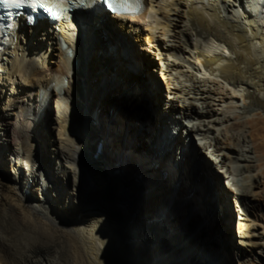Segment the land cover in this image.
I'll use <instances>...</instances> for the list:
<instances>
[{"label": "bare ground", "instance_id": "bare-ground-1", "mask_svg": "<svg viewBox=\"0 0 264 264\" xmlns=\"http://www.w3.org/2000/svg\"><path fill=\"white\" fill-rule=\"evenodd\" d=\"M99 1L56 30L17 28L0 79V264H172L159 240L180 241V218L217 235L207 257L264 264V0H143L139 16Z\"/></svg>", "mask_w": 264, "mask_h": 264}, {"label": "rangeland", "instance_id": "rangeland-1", "mask_svg": "<svg viewBox=\"0 0 264 264\" xmlns=\"http://www.w3.org/2000/svg\"><path fill=\"white\" fill-rule=\"evenodd\" d=\"M104 38L106 39L105 34H104ZM104 46H105L106 51H104L105 52L104 55L102 53L103 58L108 63L109 67L112 68L113 66H115V63L117 64V58L115 57V54L113 53V51H111L109 49V43L108 42H107V44L105 43V45H103V47ZM137 48H139V47H137ZM139 51L142 52V53H145V52L150 53V51H148L146 49H140ZM152 69H153V73H154L155 78L160 83H162V80H161V78L159 76V73H158V61L155 60V64L153 65V68ZM163 95L165 96V94H163ZM101 96L102 95L99 93V97H101ZM164 100H167V97L166 98L164 97ZM118 105H119V103L116 100H110V101H108V105L107 106H108V108L111 111L112 109L114 110L115 107H118ZM137 107L138 106H136V108ZM110 111H109V114H110ZM141 133H142V130L140 131V134ZM107 169L109 170V172H113L115 170V169H112V168H107ZM2 173H3V175L5 177H7L9 179V175L6 172L2 171ZM125 181L127 182L126 179H125ZM133 186H135V185H133ZM134 190L137 193L139 192L138 189H134ZM204 200L207 202L208 198L206 197ZM128 202H129V204H128L129 206L128 207L127 206H125V207L123 206V211H124L123 214L125 212H127L129 214L130 213V210H131V207L134 204V202L131 201V199H128ZM210 203L213 204L214 202L212 201ZM246 208L249 209L251 212L254 213V211L250 207H246ZM242 209H244V208L241 207L240 211H243ZM251 212L249 214L252 217H248L247 218L248 220L246 221V223L247 224H250L249 230L250 229L253 230L252 232L254 233V238H255L256 242L259 243L260 242L259 233H261L262 231L259 228V226L256 229L253 227V226H255V224L253 222L254 219H253V214ZM241 216L244 217L243 215H241ZM184 222L186 224H184ZM179 223L180 224L178 225V227H179V229L181 231L180 233L182 235L180 234L181 238H180V241L177 244H175L173 246L172 243H170L169 239L167 240L166 243H162L159 240V247L162 248V251H163V247H165V245H166L167 247L170 248V252L174 253L173 255L171 253L172 260H173L172 261V264H211L209 262L210 259L213 260V261H216L215 264H221V262L218 259L215 260V259L211 258L212 256H208L207 257V255L214 254V250L207 252L206 245H208L210 247V245H212L213 242H216L217 241V235H215V233L213 232V230H210V231L209 230H204L202 233H198L197 230L199 229L200 225H202V223H203V221H201V220H196V221L191 220V221H189V219L186 220V218H183V219L180 218V222ZM231 225L233 226V221L232 220H231ZM175 246H177V247H175ZM198 247H203L206 250L205 251L206 255L204 256L205 257V260L202 259L201 253L198 252V249H199ZM248 248H249V246L247 247V251H248L247 259H248V261L249 260H250V262L251 261H256V257L258 256L257 252H259L258 249L253 248V251L250 252V250H248ZM245 249H246V247H245ZM167 255H169V254H167ZM131 264H139V263H137V262H131ZM232 264H238L237 260L234 261V263H232Z\"/></svg>", "mask_w": 264, "mask_h": 264}, {"label": "snow or ice", "instance_id": "snow-or-ice-1", "mask_svg": "<svg viewBox=\"0 0 264 264\" xmlns=\"http://www.w3.org/2000/svg\"><path fill=\"white\" fill-rule=\"evenodd\" d=\"M5 5L20 6L30 2L33 7L39 2L45 5L53 14H67L71 0H2ZM114 10L123 13H139L142 10L141 0H114ZM9 28L12 25H8Z\"/></svg>", "mask_w": 264, "mask_h": 264}, {"label": "water", "instance_id": "water-1", "mask_svg": "<svg viewBox=\"0 0 264 264\" xmlns=\"http://www.w3.org/2000/svg\"><path fill=\"white\" fill-rule=\"evenodd\" d=\"M106 13V12H105ZM106 14H108V13H106ZM109 15V14H108ZM96 128V127H95ZM100 143H101V141H100ZM115 167H117V164L115 165ZM123 167V166H122ZM120 168L119 166L117 167V169H115L114 171H113V174L118 178L117 179V181L119 182V184L121 185H124L125 184V176H124V169L123 168ZM111 176V175H110ZM132 177L133 178H135V177H137L136 176V173H134V174H132ZM139 178V177H138ZM109 180H112V178L111 177H109L108 178ZM112 182V181H111ZM135 187H137V188H139V183L138 182H136V184H135ZM133 185H131V186H128L127 188H126V190L128 191V193H129V199H131V201H133V202H137V200H138V193L137 192H135V190H134V188H135ZM139 202V201H138ZM129 203L126 201V204H125V206H129L128 205ZM137 205V204H136ZM124 206V207H125ZM135 220V219H134ZM134 220H132V222H134ZM131 222V223H132ZM209 262L211 263V264H215L216 263V261H213V260H209Z\"/></svg>", "mask_w": 264, "mask_h": 264}]
</instances>
